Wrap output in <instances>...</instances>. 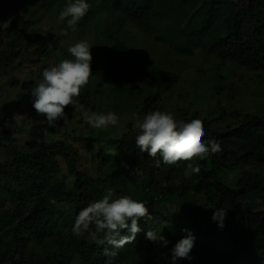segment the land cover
I'll list each match as a JSON object with an SVG mask.
<instances>
[{"label":"trees","instance_id":"trees-1","mask_svg":"<svg viewBox=\"0 0 264 264\" xmlns=\"http://www.w3.org/2000/svg\"><path fill=\"white\" fill-rule=\"evenodd\" d=\"M67 2L0 0V17L7 10L10 18L9 26L0 31V78L23 70L37 48L48 58L49 41L41 35L38 38L35 17L49 15L54 22L53 17L58 19ZM87 3L89 11L78 22L77 30L69 29L68 35L91 29L95 20H103L104 64L116 92L124 94L130 88L133 78L129 67L136 58V47L142 48L132 41L130 30H137L141 37L163 48L171 63L167 67L163 59L152 64L148 58L139 63L144 80L138 97L148 90L156 92L142 101L139 118L149 111H162L165 95L179 83L184 70L175 68H183L182 63L174 60L175 56L193 57L199 51L218 62L221 72L223 67L233 66L264 73V0H87ZM185 22L187 26L181 30ZM194 23L196 29L188 32ZM61 26L66 28V21ZM225 79L217 77L213 88L218 92L214 95L216 100L227 87ZM35 82L25 83L22 88L31 93ZM78 102L92 111H102L93 107L89 92L79 97ZM72 108L65 109L64 117ZM215 112H220L218 118L223 121L230 115L221 102L215 104ZM181 119H200L204 141L214 138L222 149L206 159L191 161L201 169L199 174L191 173L193 180L186 176L191 172L186 171L188 162L161 163L159 168L155 167L154 159L136 147L133 128L111 142L112 154L100 152L98 177L94 178L77 169L79 152L65 142L33 140L20 145L0 119V152L6 155L0 164V264H166L168 250L145 238L144 231L149 228L159 229L170 247L192 233L195 237L192 260H180L178 264H204L208 259L216 264H264V116L250 114L246 109L236 111L225 130L214 126L217 119L201 117L198 111ZM60 122L61 119L56 124ZM87 139L94 141L90 137L77 138ZM122 163L136 171L130 174L131 170L123 168ZM234 172L239 175L233 178L232 187L223 181L221 174ZM68 177L74 178L71 186ZM108 190L115 198L143 197L140 201L152 216V220L139 221L142 232L135 241L116 250L115 256L104 255L108 245L89 241L87 234L76 237L71 232L78 212L102 199ZM193 198L202 205L193 203ZM171 204L175 206L173 211L169 208ZM217 208L227 209L222 229L211 219ZM121 234H127V230Z\"/></svg>","mask_w":264,"mask_h":264},{"label":"rangeland","instance_id":"rangeland-1","mask_svg":"<svg viewBox=\"0 0 264 264\" xmlns=\"http://www.w3.org/2000/svg\"><path fill=\"white\" fill-rule=\"evenodd\" d=\"M7 13L6 10L0 17V31L9 26L10 18ZM53 19L54 22L49 15L45 14H39L35 17L37 24L34 28L38 30V38L41 35L46 41H49L48 58L41 55L39 48H37L29 56L23 70L16 71L9 77L0 78V119L5 122L4 128L12 132L13 137L20 145H25L33 140L65 142L79 152L77 169L96 178L98 177V155L100 152L102 151L104 154L114 152L111 142L121 139L130 128H133V123L139 118L138 111L142 101L145 97L156 94V92L148 90L138 97L139 89L144 80V70L141 66L138 68L139 63H145L147 58L152 64L163 61V59H165V66L169 67L171 63L168 62L163 48L152 44L149 39L141 37L137 30H130L133 36L132 41L141 44L142 48L136 47L138 50L136 58L132 67H129L133 82L124 95L114 90L113 81L110 79L111 75L106 71L107 68L104 64L106 51L104 49L105 37L103 36H106V28L103 20H95L91 29L62 36L61 22L54 17ZM186 26L187 22L181 26V30L185 29ZM196 27L197 23H194L188 32L194 30L193 28L196 29ZM81 40L87 41L92 46L90 51L93 59L91 62L92 77L89 84L82 89L80 97L89 92L93 107L102 109L101 112H115L120 117L117 127L91 129L74 108L70 110L67 116L61 118L60 123L50 127L45 118L37 116L32 108L31 93L22 88L23 84L35 82L38 77H41L44 68L57 64L62 59H71L72 57L67 51L68 47ZM53 48L56 49L53 51ZM174 60L182 63L184 69L180 66L175 68L181 72L184 71L176 87L165 95V105L162 111L172 113L176 119L189 118L198 111L201 117L216 120L220 116V112H215V104L221 102L222 108L227 109L228 114H230L228 118H225L226 120L223 121L218 118L214 122V126L221 130H225L231 124V115L236 111L246 109L250 114L264 116V73L250 72L233 66L223 67L224 72H221L218 62L199 51H196L193 57L175 56ZM218 76L226 78L227 87L225 91L217 95L218 99L216 100L214 95L218 92L213 88ZM14 84H18L19 87L13 86ZM231 86L233 87L231 88ZM20 97H28V99H20ZM80 136L90 137L94 141L90 139L78 141L77 138ZM5 159V153L0 152V164H3ZM62 169L63 173L66 174L67 167L64 161ZM191 173L188 171L186 176L193 180ZM221 175L223 181L233 187V180L239 174L234 172L232 175L228 173ZM66 180L70 186L74 182L73 177H68ZM113 198L115 197L113 196ZM142 199L141 196L137 197L138 201ZM192 200L193 203L202 205L198 199L193 198ZM169 208L173 211L175 206L171 204ZM89 241L92 240L89 239ZM169 248L170 246L166 249ZM168 261L169 257L166 264ZM204 264L216 263L214 260L208 259Z\"/></svg>","mask_w":264,"mask_h":264},{"label":"clouds","instance_id":"clouds-1","mask_svg":"<svg viewBox=\"0 0 264 264\" xmlns=\"http://www.w3.org/2000/svg\"><path fill=\"white\" fill-rule=\"evenodd\" d=\"M87 0H68L58 15V21L65 22L66 28L61 35L67 36L68 30L75 32L79 21L89 11ZM92 46L81 40L68 47L71 59H62L59 63L43 69L31 90V104L37 116H43L48 126H56V122L64 117L65 109L72 106L80 113L82 119L91 129H107L117 127L120 117L112 111L97 112L79 103L82 89L92 77ZM136 132L135 145L142 153L154 159L155 167L161 163L174 165L180 161L188 162L186 170L194 174L201 171L198 165L191 161L206 159L210 154L220 152L221 145L214 138L204 141L203 122L200 119L185 121L176 119L167 111L154 110L138 118L132 125ZM47 130L45 129V132ZM130 169L127 163L121 165ZM130 174L135 172L130 169ZM227 209L217 208L211 217L219 228L225 227ZM147 218L152 220L145 203L131 196L121 195L113 198V192L108 190L102 199L96 200L82 208L75 217L71 232L76 237H87L104 248L105 256H115L116 250L136 240L142 232L139 221ZM127 230V234H121ZM145 238L154 242L161 249L168 248L170 242L161 235L157 228L144 231ZM195 237L191 232L178 240L168 249V264H178L180 260H192Z\"/></svg>","mask_w":264,"mask_h":264}]
</instances>
